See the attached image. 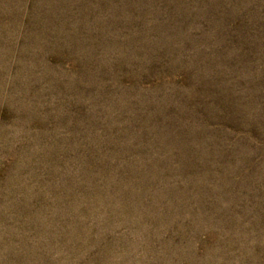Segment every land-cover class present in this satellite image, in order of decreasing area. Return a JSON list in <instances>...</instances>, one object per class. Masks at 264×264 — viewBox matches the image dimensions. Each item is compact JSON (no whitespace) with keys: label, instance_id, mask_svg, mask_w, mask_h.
I'll return each mask as SVG.
<instances>
[{"label":"rangeland","instance_id":"rangeland-1","mask_svg":"<svg viewBox=\"0 0 264 264\" xmlns=\"http://www.w3.org/2000/svg\"><path fill=\"white\" fill-rule=\"evenodd\" d=\"M0 264H264V0H0Z\"/></svg>","mask_w":264,"mask_h":264}]
</instances>
